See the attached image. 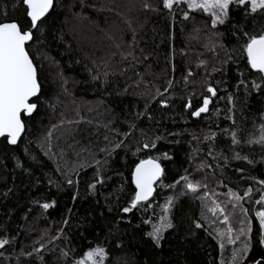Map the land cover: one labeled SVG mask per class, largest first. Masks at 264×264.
Here are the masks:
<instances>
[{
	"label": "trees",
	"instance_id": "16d2710c",
	"mask_svg": "<svg viewBox=\"0 0 264 264\" xmlns=\"http://www.w3.org/2000/svg\"><path fill=\"white\" fill-rule=\"evenodd\" d=\"M15 3L0 0V21L7 6L9 19L27 25L24 8L14 9ZM211 20L208 11L189 9L186 2L169 10L162 0H55V10L27 45L41 82L40 100L32 101L38 108L25 120L17 145L0 140V238L10 241L0 249V264H73L96 245L107 250L104 264H227L236 244L227 249L225 242V250L219 229L230 227L225 239L232 235L235 242L241 235L235 214V221H223L219 210L208 212L218 204L213 191L243 195L249 186L252 200L238 203L249 231L248 251L242 250L238 264L264 256L256 215L261 205L253 202L260 195L257 181L264 180V145L246 142L260 135L264 123V90L250 83H260L264 73L251 69L240 50V33L264 30V14L245 15L230 6L224 24ZM205 55L217 61L207 74ZM209 85L217 94L208 114L195 120L191 112L210 96ZM233 131L238 145L231 143ZM211 132L215 139L204 140ZM153 142L156 148H143ZM236 153L248 160L235 159ZM150 157H159L165 186L159 183L150 201L123 213L136 193L134 168ZM97 161L104 183L93 191ZM184 175L212 192L193 193L181 182L175 185L181 193L165 211L172 195L166 185ZM53 200L55 206L41 207ZM161 216L173 227L157 246L146 233Z\"/></svg>",
	"mask_w": 264,
	"mask_h": 264
},
{
	"label": "snow or ice",
	"instance_id": "6c2138e0",
	"mask_svg": "<svg viewBox=\"0 0 264 264\" xmlns=\"http://www.w3.org/2000/svg\"><path fill=\"white\" fill-rule=\"evenodd\" d=\"M163 6L166 9L172 10L175 5L179 3L187 4L189 9H199L201 11H208L212 17L211 23L213 26L219 24H224L229 17L230 6H235L241 9L245 15L261 13L264 14V0H162ZM12 7L24 8V16L28 23L25 25L23 22L16 19H9L7 17V11L5 6L4 16L5 19L0 21V138H3L7 143L11 145H16L21 138L22 133L25 132V120L31 116V114L38 108L37 102H32L33 98L35 101L40 100L41 95V82L38 80L37 67L33 63V57L29 54V49L26 45L29 42H35L34 33L40 32L43 25L47 22L48 17L51 12L55 10V0H16V3ZM146 9L151 8V5L145 4ZM185 18L188 17V13H184ZM240 38L244 40V43L240 45V50L242 53L246 54L247 64L250 65L251 69H255L260 73H264V30H261L257 34H252L249 32H241ZM235 51V50H233ZM131 55V53H129ZM135 59V57H133ZM229 59L231 56L229 55ZM227 63V60L224 61ZM191 74V73H189ZM107 77V73H105ZM94 79H99V77H94ZM261 82L251 81V87L261 91L264 90V76L260 77ZM240 84H244L241 80ZM171 87V84H169ZM167 91V89H165ZM207 91L210 96H205L203 98L202 106L196 108V110L191 112L194 117H201L203 113L209 111V104L211 103V97L216 96L217 89L208 86ZM158 95H163L157 91ZM231 100V97H229ZM160 104L162 106H167V100L161 99ZM186 108L191 109L193 107L191 99L188 100L185 105ZM147 107V106H146ZM144 115V113H138L137 116ZM150 118V117H149ZM135 127V125H132ZM260 135L255 139H248L246 142L249 144L259 143L264 145V123L260 126ZM130 133H125V137ZM51 136V132L48 134ZM231 143L238 145L241 141L237 138V132L233 131L230 133ZM216 137L215 132H211L210 135L205 136L204 140H214ZM107 139V138H106ZM157 140L160 137L156 138ZM122 144L118 143L114 145L115 148H119ZM156 143L151 144L144 143L143 148H156ZM113 149V150H114ZM139 150V149H138ZM111 154V153H109ZM165 159H170L167 153L162 154ZM209 156H212V152L209 151ZM234 158L248 160L247 156L241 157L238 153L234 154ZM227 159V157H225ZM250 164L251 160L248 161ZM106 163V161H105ZM17 167H23L22 161L17 159ZM97 172L96 178L93 183L89 185V189L95 190L97 185H102L104 183V176L101 175V162L97 161ZM201 164L200 167H204ZM211 167V165H207ZM241 173L244 169H239ZM134 178V183L136 185L137 191L135 197L130 201L128 207L121 209L123 213H130L135 209L141 202L147 201L149 197L153 195L154 187L153 185L160 181L162 187L163 184L162 177L164 176V169L159 163V157L153 159L149 158L147 160H141L139 164L135 166V170L132 173ZM183 182V186L188 191L193 193L197 192L198 189L206 188V185H201L199 182H193L188 175L181 176L175 181L173 185H166L169 188L175 187V185ZM49 183H52L50 180ZM68 184H73L74 181L69 179ZM258 185L260 186L255 191L260 192L259 199L253 202L261 205V210L257 211L256 215L260 218L261 227L264 228V180H258ZM230 194L233 196L236 203L244 201L246 198L252 200L254 189L249 186L244 190L243 195L238 192L229 190ZM75 199V197H73ZM174 197H169L164 206L165 211L173 206ZM203 199V197H201ZM39 203V201H36ZM55 200L51 202H45L41 207L45 210L50 207L55 206ZM217 210L223 212L224 209L220 208L219 205L211 208L210 211L215 213ZM247 211V210H245ZM225 221L228 217H224ZM67 223V220L64 221ZM146 223H151V221H146ZM244 222L241 221V224ZM173 225L167 216H161L160 222L152 225V230L146 235L150 237L157 246H160L161 241L164 239V233L167 229L172 228ZM197 228H201L202 225L196 223ZM229 231L231 228L229 227ZM244 233V229L240 230ZM239 237H237L238 239ZM233 243L235 241H232ZM264 243V239L260 241ZM10 241L5 238H0V249L5 248ZM43 247V245H41ZM248 245L245 244L243 251L247 253ZM34 251H38L34 249ZM65 252L64 255H68ZM3 253L0 252V256ZM26 255L31 256L32 253H26ZM108 253L107 250L96 245L95 247L89 248L83 253V256L79 259H75L73 264H104ZM233 264H236V256L233 257ZM253 264H264V256L259 259H255Z\"/></svg>",
	"mask_w": 264,
	"mask_h": 264
},
{
	"label": "rangeland",
	"instance_id": "374dc122",
	"mask_svg": "<svg viewBox=\"0 0 264 264\" xmlns=\"http://www.w3.org/2000/svg\"><path fill=\"white\" fill-rule=\"evenodd\" d=\"M216 62L217 61H216V58L215 57L211 58V56L205 55V59H204V62L203 63L206 64V67H202L203 68V71H205L208 67H211L212 65L216 66L217 65ZM209 71L210 70L205 71L204 74H207V72H209ZM191 91H192V93H194L193 92L194 89H191ZM187 93H189V92L187 91ZM190 96H193V95H190ZM193 137H196V133L193 134ZM75 182H77V181H75ZM211 182L213 183L214 182V179H212ZM181 187H183V184H182ZM168 188H167V190H168ZM169 190H171V193H170V194H172L171 197H174V196H176V195H178V194L181 193V191H178L180 189H177V187H172ZM205 190L207 192H212V190L210 189V186H208V185H206ZM213 192L219 194V197L216 198V200L218 201V204L217 205H219L220 208H223L225 210V212L219 211V213L221 214L222 220L225 221V219H224L225 216L228 217V220H231V218H232L231 214H235V216H236V219H237V223H236V235H239V234L241 235V238L239 239V241H236L235 243H233L232 241H235V238H232L231 237L232 235H230L229 239H225V236L227 235V232L229 230L228 229V226L225 225V224H222L221 225V227H220L219 230H222V231H219L218 234H220V240L222 242L221 244H222V247L225 250H226L225 245H224L225 242L227 243L226 244L227 249H228V246H233V245L236 244L235 245L236 247H235L234 250L231 251L229 249L230 252H231V254H230V256L228 255L230 258H228L227 264H233V257H234V255L236 256V264H238L239 258L242 255L243 247L245 245L246 232L249 234V231H247V222H246V220L243 217L244 215H243L242 210L240 209V206H238V203L235 202L233 196L230 194V191H227V190L217 191V190H215ZM166 201H165V203H166ZM174 201H175V199H174ZM208 212L211 215H213V213L209 209H208ZM239 214H240V216H239ZM232 220H234V219L232 218ZM241 221H243L244 223L241 224ZM241 228L244 229V233H242L240 231ZM263 231H264V228H263Z\"/></svg>",
	"mask_w": 264,
	"mask_h": 264
},
{
	"label": "water",
	"instance_id": "95a60500",
	"mask_svg": "<svg viewBox=\"0 0 264 264\" xmlns=\"http://www.w3.org/2000/svg\"><path fill=\"white\" fill-rule=\"evenodd\" d=\"M31 42H29V44H30ZM26 47H27V45H26ZM33 63H34V61H33ZM34 65H35V63H34ZM36 66V65H35ZM37 76H38V71H37ZM34 99V98H33ZM209 110H210V104H209ZM36 111V110H35ZM34 111V112H35ZM33 112V113H34ZM209 112V111H208ZM208 112L207 113H203L202 115H201V117L203 116V115H206V114H208ZM32 113V114H33ZM31 114V115H32ZM201 117H194L193 116V119H195V120H198V119H200ZM24 135V133H22V135H21V138H22V136ZM20 138V139H21ZM2 138H0V140H1ZM20 141V140H19ZM19 141H18V143H19ZM17 143V144H18ZM16 144V145H17ZM11 145V144H10ZM12 146H15V145H12ZM147 159H149V158H146V159H144V160H147ZM153 159H155V158H153ZM140 162H138V164H139ZM160 163V162H159ZM161 164V163H160ZM161 166L163 167V165L161 164ZM164 169V168H163ZM134 170H135V168H134ZM160 183V181H157L154 185H153V187H154V192H153V195L151 196V197H149V199L147 200V201H143V202H141V203H144V202H148V201H150L152 198H153V196L155 195V192H156V187H157V185ZM133 184H134V186H135V190L137 191V188H136V185H135V183H134V178H133Z\"/></svg>",
	"mask_w": 264,
	"mask_h": 264
},
{
	"label": "bare ground",
	"instance_id": "6f19581e",
	"mask_svg": "<svg viewBox=\"0 0 264 264\" xmlns=\"http://www.w3.org/2000/svg\"><path fill=\"white\" fill-rule=\"evenodd\" d=\"M210 105H211V103H210ZM202 106V105H201ZM142 132V131H141ZM143 133V132H142Z\"/></svg>",
	"mask_w": 264,
	"mask_h": 264
}]
</instances>
